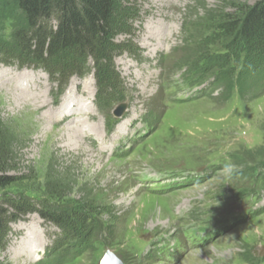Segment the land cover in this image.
I'll list each match as a JSON object with an SVG mask.
<instances>
[{"label":"rangeland","instance_id":"rangeland-1","mask_svg":"<svg viewBox=\"0 0 264 264\" xmlns=\"http://www.w3.org/2000/svg\"><path fill=\"white\" fill-rule=\"evenodd\" d=\"M259 1L117 0V6L129 14L133 35L126 32L129 28L123 27V20L116 21L114 29L119 35L114 43L125 47L114 49L107 71L114 69L119 74L122 85L115 84L122 86V93L118 97L115 89L120 101L108 106L100 107L97 100L99 86L92 58L87 63L92 68L89 73L88 69L73 71L61 82L52 81L42 68L6 65L0 53V132L14 145L5 158L8 163L0 169L7 168L9 176L25 187L0 195V204L16 216L8 224L3 247L0 245V264H38L47 250L56 254L69 250L60 244L58 226L43 218L44 202L56 216L65 213L63 233L67 236L86 221L91 230L88 233L82 228L84 238L95 235L93 250L69 257L65 264H99L105 250L114 252L123 264H247L252 262L245 255L264 258V235L256 232H264V212L247 222L232 221L238 227L181 260L173 255L175 241L164 251L156 244L166 242V233H175V240L189 241L197 235L196 229L205 232L208 240L212 234H207V226L213 224L204 223V218L209 209L217 213L215 219L228 211L245 218L248 212L244 210L256 212L264 206V198L258 203L237 196L240 188L257 187L255 180L239 175L243 171L238 164L232 173L236 178L231 175L225 181L221 172L234 153L243 164L264 159L260 156L264 151L263 91L253 89L245 97L249 113L239 118L226 100L215 99L217 94L187 101L175 95L173 88H178L175 81L183 79L186 67H194L189 63L195 55L213 47V42L204 41L219 29L209 17L238 13L242 5ZM5 30L8 40L12 33L9 23ZM130 40L133 46H128ZM136 47L140 49L137 55L131 52ZM74 52L64 58H75ZM58 88L66 93L54 101ZM68 93L78 103L63 107ZM126 102L129 110L123 120L127 129L124 133L118 129L117 134L115 128L108 135L106 127L112 124L113 112ZM147 113L152 114L150 127L143 131ZM128 141L123 150L128 158H111L108 151ZM223 142H231L233 147L228 149ZM206 178L207 183L202 184ZM57 180L70 195L58 205L48 198L46 187ZM45 235L48 243L39 252L44 251L41 259L33 262L27 253L38 249L46 241ZM166 254L175 261L170 258L169 263Z\"/></svg>","mask_w":264,"mask_h":264},{"label":"trees","instance_id":"trees-1","mask_svg":"<svg viewBox=\"0 0 264 264\" xmlns=\"http://www.w3.org/2000/svg\"><path fill=\"white\" fill-rule=\"evenodd\" d=\"M240 8L238 13L209 17V21L214 23L219 31L215 36L203 41H211L214 45L211 49L206 48L198 52V55H195L196 59L194 58L195 60L189 65L194 66L193 71L199 74L200 80L206 82L213 79V88H224V93L229 94L238 84L245 98L249 94L252 95L253 89L262 90L264 85V0L251 6L245 4ZM118 10L122 9L117 6V0H0V53L4 56L6 65L18 63L20 67L42 68L49 74L52 81L61 82L66 80L73 71L81 72L88 69L89 73L92 68H87V63L92 58L99 86L98 102L108 106L110 102L120 101L118 97L120 92L122 93V86L116 85H122L119 74H115L114 69L115 72L107 71L111 67L110 61L111 56L114 55V49L125 47L114 43L119 35L114 29L116 21L123 20V27L129 28L126 32L133 35V24L130 25V21H127L129 14L124 9L122 10L124 12H118ZM122 13L123 15L119 17ZM7 23L10 24L12 33L9 39L7 37L8 40H5L4 30ZM128 46H133L131 40L128 41ZM136 48V50L131 49V52L139 53L140 49ZM73 50L76 57L70 60L65 59V54ZM8 60L11 61L8 62ZM115 89L118 90V97L115 96ZM1 129L2 127L0 131ZM13 146L10 138L3 137L0 132V165L8 163V159L5 158L9 157ZM260 156H264V151L260 153ZM240 158L238 156L237 164L243 174L239 173V175H242V178L254 176L255 171L251 166H255L258 162L243 164L239 161ZM259 162L264 164V159ZM236 177L237 174L233 178ZM61 183L62 181L57 180L52 187L46 186L48 198L57 205L60 204L59 201L70 196L65 185ZM13 189L20 190L25 187L18 185L16 179L9 176L7 168L2 167L0 195ZM240 196L242 197L243 194ZM44 207L40 210L43 218L53 221V224L58 226L62 232L60 244L63 248H69L62 253L64 254L62 256L76 257L81 256L89 248L93 250L94 243L91 240L95 235L84 238L86 235L82 230L86 228L90 233L91 226H87V221L83 222L84 226L80 224L71 229L75 232L67 236L63 233V224L66 222L65 213L56 216L50 211V207L46 206V202ZM15 218L16 216L10 215L3 204H0V245L2 247L3 239L5 240L9 233L8 224L10 221H15ZM93 226L97 231V225ZM53 254V260H46L45 264H59L60 255L54 251ZM245 256L251 259L248 255Z\"/></svg>","mask_w":264,"mask_h":264},{"label":"clouds","instance_id":"clouds-1","mask_svg":"<svg viewBox=\"0 0 264 264\" xmlns=\"http://www.w3.org/2000/svg\"><path fill=\"white\" fill-rule=\"evenodd\" d=\"M235 168L236 166L231 162L225 164L224 168L221 170L225 181L231 179V175ZM256 232L257 234L264 235V232H261L260 229H256ZM113 260L119 264V257H117L115 253L111 252L110 250H105L99 258V264H111Z\"/></svg>","mask_w":264,"mask_h":264},{"label":"bare ground","instance_id":"bare-ground-1","mask_svg":"<svg viewBox=\"0 0 264 264\" xmlns=\"http://www.w3.org/2000/svg\"><path fill=\"white\" fill-rule=\"evenodd\" d=\"M73 103H78L77 101H74L73 98L71 97L70 93L67 94V97L65 98V100L63 101V107H69L71 106ZM85 126V125H84ZM99 127V126H98ZM121 127H125L126 128V124H120L118 129H121ZM77 130V129H76ZM83 130V129H82ZM82 134V131L80 132ZM117 134L118 130H117ZM79 135V134H78ZM80 136V135H79ZM83 136V134H82ZM81 139V138H80ZM134 190V189H133ZM138 193V192H137ZM43 240H46L44 243L41 241V245L37 248H32V250L30 252H28L27 254H30L29 258L30 260H33V262L38 261L39 258L41 257V254H39V252L41 251V248L43 249L44 247H46L48 240L47 237L45 235V238ZM44 252V251H43ZM42 252V253H43Z\"/></svg>","mask_w":264,"mask_h":264},{"label":"water","instance_id":"water-1","mask_svg":"<svg viewBox=\"0 0 264 264\" xmlns=\"http://www.w3.org/2000/svg\"><path fill=\"white\" fill-rule=\"evenodd\" d=\"M126 108H127V104H122L121 106H119L117 111H115V116L121 117L124 114V112L126 111ZM111 264H117V262L115 260H113L111 262ZM119 264H123V262L120 259H119Z\"/></svg>","mask_w":264,"mask_h":264}]
</instances>
